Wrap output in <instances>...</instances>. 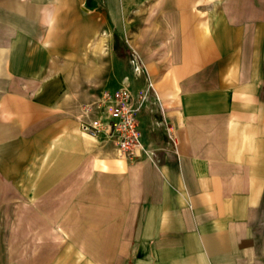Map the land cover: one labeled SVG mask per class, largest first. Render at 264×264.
<instances>
[{
    "label": "crops",
    "instance_id": "0c3cea01",
    "mask_svg": "<svg viewBox=\"0 0 264 264\" xmlns=\"http://www.w3.org/2000/svg\"><path fill=\"white\" fill-rule=\"evenodd\" d=\"M200 1L177 0L156 34L118 17L121 53L98 1L0 0V217L10 199L50 206L31 255L9 254L0 222V264H264V0ZM149 81L153 157L82 132L84 105Z\"/></svg>",
    "mask_w": 264,
    "mask_h": 264
},
{
    "label": "rangeland",
    "instance_id": "374dc122",
    "mask_svg": "<svg viewBox=\"0 0 264 264\" xmlns=\"http://www.w3.org/2000/svg\"><path fill=\"white\" fill-rule=\"evenodd\" d=\"M98 1L100 7L104 11L106 28L104 31V47L111 49L112 44H115L117 51L121 53L127 52L128 46L125 41L119 40L118 38V25H114V20L120 17L121 19V28L122 31H128L134 33L136 31H144L145 27L149 28V31L153 34L159 33L161 27V18L164 17V21L167 22L168 17L177 15L179 8L177 7V0H90ZM200 1V0H199ZM217 2V5H224V2L234 3L239 0H201L199 9L202 12L209 13L214 11L212 7L215 5L213 2ZM198 5V4H197ZM181 10V8H180ZM223 10V9H222ZM113 37V41H112ZM136 65L138 61L136 57H133ZM112 59L111 56H106L105 64L108 65L111 69ZM117 156L122 159L129 160L124 158L117 153ZM130 161V160H129ZM12 186V185H11ZM21 186V185H20ZM15 187V186H14ZM10 188V192L18 191L16 187ZM27 191V190H24ZM76 190H74L75 192ZM12 197V196H11ZM74 202L76 207H80V201L77 200ZM65 205V200H58L57 207H63ZM9 209H14V214L10 213L9 215H3L0 217V222L4 225H8L9 230L7 233L8 238V252L9 254H22L24 256L31 255L33 252V241L37 239L38 236L41 237V241L48 239V232L45 230L43 214L48 212L49 201L46 199H40L37 201L29 200H14L10 199L8 202ZM35 207L40 209L41 212V221L37 219L36 224L40 223L35 229L33 227L34 220L31 214V209ZM19 208H24L23 212L17 214L16 210ZM61 222L58 221V225ZM56 232H58V240L64 239L65 232L58 229L56 226ZM4 232V234H6ZM40 234V235H39ZM63 236V237H62ZM18 241L20 243H18ZM44 249V248H43ZM42 249V250H43ZM18 252V253H17Z\"/></svg>",
    "mask_w": 264,
    "mask_h": 264
},
{
    "label": "built area",
    "instance_id": "2783aa9c",
    "mask_svg": "<svg viewBox=\"0 0 264 264\" xmlns=\"http://www.w3.org/2000/svg\"><path fill=\"white\" fill-rule=\"evenodd\" d=\"M153 83L149 81L147 91L137 93L128 83L111 90H104L100 97L84 105L80 127L83 133L111 142L117 153L129 160H137L140 154L151 158L154 150L142 138L139 112L149 99ZM170 139L176 143V135L168 127Z\"/></svg>",
    "mask_w": 264,
    "mask_h": 264
},
{
    "label": "trees",
    "instance_id": "16d2710c",
    "mask_svg": "<svg viewBox=\"0 0 264 264\" xmlns=\"http://www.w3.org/2000/svg\"><path fill=\"white\" fill-rule=\"evenodd\" d=\"M88 4H89V6H92L91 3L88 2Z\"/></svg>",
    "mask_w": 264,
    "mask_h": 264
}]
</instances>
